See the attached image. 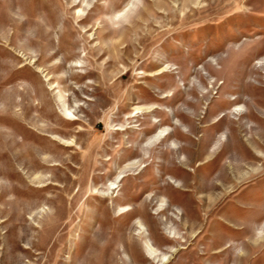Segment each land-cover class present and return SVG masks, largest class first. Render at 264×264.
<instances>
[{"label":"rangeland","instance_id":"1","mask_svg":"<svg viewBox=\"0 0 264 264\" xmlns=\"http://www.w3.org/2000/svg\"><path fill=\"white\" fill-rule=\"evenodd\" d=\"M0 264H264V0H0Z\"/></svg>","mask_w":264,"mask_h":264}]
</instances>
